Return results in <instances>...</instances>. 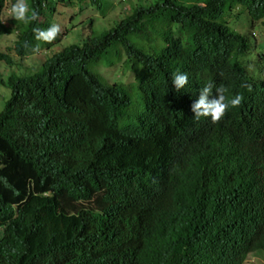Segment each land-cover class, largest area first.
Instances as JSON below:
<instances>
[{
    "label": "clouds",
    "instance_id": "1",
    "mask_svg": "<svg viewBox=\"0 0 264 264\" xmlns=\"http://www.w3.org/2000/svg\"><path fill=\"white\" fill-rule=\"evenodd\" d=\"M156 1L1 0L0 87L8 98L0 120L23 106L22 87L53 54ZM166 1L155 20L135 21L139 42L130 35L93 67L106 92L51 117L71 145L88 150L80 157L98 166L94 173L79 167L71 197L61 199L73 209L50 232L49 263L264 264V37L253 33L264 32V16L234 14L228 35L204 42L185 27L211 16L205 0ZM177 41L205 47L182 59L166 50ZM129 44L139 48L134 59L124 54ZM158 60L162 68L155 72ZM17 181V190L0 192V245L12 251L11 260L20 256L15 242L20 247L30 228L16 211ZM86 211L87 229L78 221Z\"/></svg>",
    "mask_w": 264,
    "mask_h": 264
},
{
    "label": "trees",
    "instance_id": "2",
    "mask_svg": "<svg viewBox=\"0 0 264 264\" xmlns=\"http://www.w3.org/2000/svg\"><path fill=\"white\" fill-rule=\"evenodd\" d=\"M160 1L150 5L142 3L144 6L138 5L119 23L113 22L107 32L96 36V33L88 31L84 38L78 36L76 45L69 47V50L53 54L49 63L43 65L41 71L33 76L34 82L22 87L20 95L23 106L18 110L13 109L0 120V192L17 190L12 181L18 180L20 205L16 203L17 199L13 202L18 207L16 211L21 214L23 223L30 227L25 229L21 237L24 238L23 244L20 243L19 247L15 242L14 247L20 248L17 260L9 258L12 251L2 245L4 242L0 245V264H55L49 263V253L53 251L50 232L54 231V225L56 229L62 228L66 222V214L73 209L71 203L61 199L71 197L72 187L78 184L79 167L94 173L98 163L80 157L88 150L71 145L68 132L64 134L62 129L57 132L58 127L50 124L51 117L55 111L62 112L64 106H75L77 101L84 98L89 101L88 96L96 91L106 92L101 86L100 76L92 71L95 69L93 67L110 58L107 57L109 48L117 44L124 47L130 35L131 38H138L133 41L139 42L140 38L135 34L142 33V30L135 21L144 18L147 21L155 20V14L169 5L166 0L162 3ZM227 1L205 0L212 17L208 15L203 19L198 18L194 23L190 21L189 24L193 26L187 25L185 31L190 36L202 37L204 42L206 38L212 42L214 37L228 35V15L222 17L224 12L230 11L238 15L246 11L252 20H259L264 16V0H260L259 8H254L251 0H233L226 4ZM237 5L243 6L244 10L233 9ZM119 13L123 14L120 10ZM86 29L87 27L84 32ZM179 31L182 32L181 29ZM231 40H236L241 45L244 41L243 38L236 37H231ZM204 47V44L193 47L177 41L171 45L170 51L166 50L170 55L188 59L190 53L203 51ZM137 50L139 48L129 44V49H125L124 54L134 59L138 55ZM117 56L120 57L118 53L116 59ZM159 63L160 60L154 61L151 66L157 69L155 72L162 68L158 66ZM91 65L93 66L90 68ZM170 71L171 64H167L165 74L168 78L171 76ZM44 193L50 196L46 197ZM89 217L91 215L88 211L78 215L81 227L87 229L90 226ZM31 226L34 228L32 234ZM30 235L31 238H28ZM210 241L218 251L217 240L211 238Z\"/></svg>",
    "mask_w": 264,
    "mask_h": 264
},
{
    "label": "rangeland",
    "instance_id": "3",
    "mask_svg": "<svg viewBox=\"0 0 264 264\" xmlns=\"http://www.w3.org/2000/svg\"><path fill=\"white\" fill-rule=\"evenodd\" d=\"M231 10H232V9H231ZM227 15H228L227 19H229V21H230L231 23L235 24L236 21H234V20L236 19V16L234 15V13H231L230 11H227L226 13L224 12V13L222 14V17H226ZM245 19H246V15L244 14V15L240 18V20H245ZM263 21H264V19H263ZM240 23H242V21H240ZM244 24H245V23H244ZM245 27H246V26H243V28L238 27L237 29H238V30H241V33H244V32H245ZM238 30H237V31H238ZM242 31H243V32H242ZM253 33H254L255 36H257L258 34H261V33H262V36L264 37V32H262V31H260V32H258V31H253ZM253 33H252V34H253ZM66 45H67L66 43L62 42L60 48H64ZM7 98H8V91H7V89L0 87V108L2 107V105L4 104V101H5Z\"/></svg>",
    "mask_w": 264,
    "mask_h": 264
}]
</instances>
